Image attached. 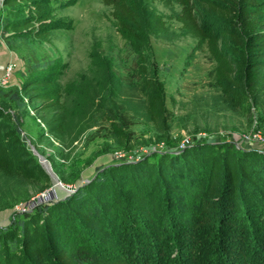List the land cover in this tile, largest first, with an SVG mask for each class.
I'll return each instance as SVG.
<instances>
[{
	"label": "rangeland",
	"instance_id": "obj_1",
	"mask_svg": "<svg viewBox=\"0 0 264 264\" xmlns=\"http://www.w3.org/2000/svg\"><path fill=\"white\" fill-rule=\"evenodd\" d=\"M136 5L142 16L153 12L160 16L167 32L148 34L138 46L121 36L101 0H49L54 29L47 39L0 37V78L9 64L14 67L9 78L0 81V124L17 127L19 142L29 157L44 170L40 156L58 180L47 175L48 182L42 178L28 181L0 172V232L13 227L17 216L41 212L116 166H134L145 159L157 163L161 155L180 159L188 151L189 156L194 154L190 163L181 158L175 166L182 168L183 186L191 188L195 176L189 169L204 156L221 158L224 148L230 147L264 155V100L246 94L239 97L240 102H227L215 80L216 62L206 44L182 31L176 4L136 0ZM262 10L264 18V2ZM4 16L1 4L0 23ZM36 63L49 65L40 75L53 77L66 107L65 130L59 137L47 133L33 109L37 103L30 104L23 97L21 88ZM145 80L163 86L164 125H155L145 114L149 100ZM16 91L25 106L11 100ZM158 198L165 223L182 213L195 219L192 246L182 253L174 245L177 224L162 229L159 260L164 264H256L264 256V212L255 211L258 216L253 213L254 218L242 216L231 230H223L218 212H201L198 200L192 214L188 205L168 207L166 199ZM130 233L126 230L123 238ZM55 234L53 241L59 245L69 239L60 230ZM229 234L232 243L226 244ZM79 246L69 241L67 252ZM124 246L125 255H136L130 245ZM46 249L54 253L51 244ZM156 258L152 257L151 264Z\"/></svg>",
	"mask_w": 264,
	"mask_h": 264
},
{
	"label": "trees",
	"instance_id": "obj_2",
	"mask_svg": "<svg viewBox=\"0 0 264 264\" xmlns=\"http://www.w3.org/2000/svg\"><path fill=\"white\" fill-rule=\"evenodd\" d=\"M151 1L179 7L177 22L182 31L206 44L216 62L215 80L227 102L246 94L264 100V0ZM101 2L110 9L121 36L135 45L140 46L148 34L167 32L156 13H139L136 0ZM2 12L5 18L0 23V37L45 40L54 29L49 0H3ZM48 66L33 64L32 74L21 89L30 104L37 103L33 109L46 125L47 133L59 137L65 130L66 107L53 77L49 73L40 75ZM144 85L149 95L145 114L155 125H164L163 86L150 80H145ZM11 100L25 106L19 91L11 95ZM19 133L15 126L10 129L0 124V172L48 182L47 174L20 144ZM186 152L180 159L161 155L157 163L145 159L134 166L113 167L41 212L17 216L13 227L0 232V264H151L152 257H157L155 264H162V229L177 224L178 240L175 238L174 245L182 253L192 246L195 219L182 213L175 221L165 223L160 203L156 202L159 195L166 199L168 207L188 205L192 214L198 200L201 212H218L223 230H231L242 216L254 218L253 213L258 216L257 212H264V155L237 152L230 147L224 148L221 158L204 156L189 169L195 176L190 188L183 186L182 168L175 166H179L181 158L190 163L194 154ZM59 230L69 236L61 245L53 241ZM126 230L131 233L124 239ZM228 236L226 244L232 243V235ZM72 240L80 246L67 252V243ZM49 244L54 253L46 249ZM124 245H130L136 255H125ZM86 246L95 254H90ZM263 257H258L256 264H264Z\"/></svg>",
	"mask_w": 264,
	"mask_h": 264
},
{
	"label": "water",
	"instance_id": "obj_3",
	"mask_svg": "<svg viewBox=\"0 0 264 264\" xmlns=\"http://www.w3.org/2000/svg\"><path fill=\"white\" fill-rule=\"evenodd\" d=\"M2 1L3 0H0V5L2 4ZM38 160L41 163V165L43 166V169H44L45 173L47 175H49L51 180H53V181L58 183V180H57L56 176L54 175V173L51 171V168H50L49 164H47L40 156H38Z\"/></svg>",
	"mask_w": 264,
	"mask_h": 264
},
{
	"label": "built area",
	"instance_id": "obj_4",
	"mask_svg": "<svg viewBox=\"0 0 264 264\" xmlns=\"http://www.w3.org/2000/svg\"><path fill=\"white\" fill-rule=\"evenodd\" d=\"M13 65L12 64H9L5 69H4V74L2 75V77L0 78V81L1 82H5L7 80V78H9V75L11 74L12 72V69H13ZM19 210V209H17ZM25 212V211H23Z\"/></svg>",
	"mask_w": 264,
	"mask_h": 264
}]
</instances>
